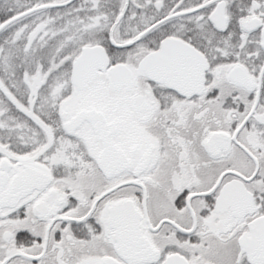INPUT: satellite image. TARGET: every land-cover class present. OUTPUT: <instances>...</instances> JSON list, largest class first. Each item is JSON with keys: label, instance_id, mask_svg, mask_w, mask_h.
Returning a JSON list of instances; mask_svg holds the SVG:
<instances>
[{"label": "snow or ice", "instance_id": "snow-or-ice-1", "mask_svg": "<svg viewBox=\"0 0 264 264\" xmlns=\"http://www.w3.org/2000/svg\"><path fill=\"white\" fill-rule=\"evenodd\" d=\"M0 264H264V0H0Z\"/></svg>", "mask_w": 264, "mask_h": 264}]
</instances>
